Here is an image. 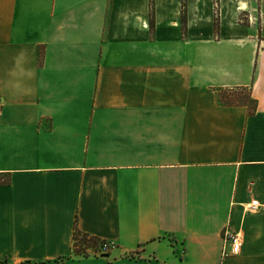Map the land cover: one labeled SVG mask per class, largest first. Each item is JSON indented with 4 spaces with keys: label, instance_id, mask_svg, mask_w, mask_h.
Segmentation results:
<instances>
[{
    "label": "crops",
    "instance_id": "obj_1",
    "mask_svg": "<svg viewBox=\"0 0 264 264\" xmlns=\"http://www.w3.org/2000/svg\"><path fill=\"white\" fill-rule=\"evenodd\" d=\"M181 1L0 0V264H264V0Z\"/></svg>",
    "mask_w": 264,
    "mask_h": 264
},
{
    "label": "built area",
    "instance_id": "obj_2",
    "mask_svg": "<svg viewBox=\"0 0 264 264\" xmlns=\"http://www.w3.org/2000/svg\"><path fill=\"white\" fill-rule=\"evenodd\" d=\"M255 14H247L246 19L249 22H254L259 24L260 26L264 25V11L261 8L254 9ZM1 107V104H0ZM256 200H251L248 204L249 208H254L257 206ZM222 248H221V258L225 255H235L240 250L241 245V232L231 231L227 228L222 229ZM114 246V243L110 240H100L97 244V247H87L86 250L90 254H107L110 249Z\"/></svg>",
    "mask_w": 264,
    "mask_h": 264
},
{
    "label": "trees",
    "instance_id": "obj_3",
    "mask_svg": "<svg viewBox=\"0 0 264 264\" xmlns=\"http://www.w3.org/2000/svg\"><path fill=\"white\" fill-rule=\"evenodd\" d=\"M217 0H214V2L217 4L216 2ZM149 7H150V14L152 13V0H149ZM182 5V22L184 19V0L181 1ZM217 16L214 15V28L217 30V26H218V20H217ZM244 90V92L247 93V97L248 99H250L252 101V105H248L245 101H238V99L236 100H230L228 102H221L218 101L219 103L222 104H245L250 106V112H252L254 110V104H255V100L250 96V92H249V88L248 86H244V87H240V88H227V89H222V90ZM221 90V89H220ZM100 240L98 238H96L95 236H91L87 233H84L82 231H80V229H78V227L76 226L75 222H74V226H73V232H72V249H71V253L68 254L65 257H70V255H83V256H88L90 253L87 252L86 248L87 247H97V244ZM105 255V254H104Z\"/></svg>",
    "mask_w": 264,
    "mask_h": 264
},
{
    "label": "rangeland",
    "instance_id": "obj_4",
    "mask_svg": "<svg viewBox=\"0 0 264 264\" xmlns=\"http://www.w3.org/2000/svg\"><path fill=\"white\" fill-rule=\"evenodd\" d=\"M217 101L228 102L230 100L245 101L248 105H252V101L248 99L247 93L244 90H218L216 92Z\"/></svg>",
    "mask_w": 264,
    "mask_h": 264
}]
</instances>
